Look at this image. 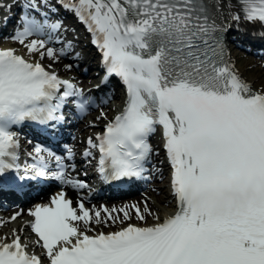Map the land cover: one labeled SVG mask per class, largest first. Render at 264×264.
<instances>
[{
  "label": "snow or ice",
  "instance_id": "snow-or-ice-1",
  "mask_svg": "<svg viewBox=\"0 0 264 264\" xmlns=\"http://www.w3.org/2000/svg\"><path fill=\"white\" fill-rule=\"evenodd\" d=\"M237 4L234 21L264 24V0ZM64 7L86 24L107 76L126 86L122 110L95 142L88 140L98 150L102 178H143L152 152L149 137L162 126L177 211L159 222L146 203L143 210L132 205L140 221L147 215L158 222L90 236L73 222L87 226L93 213L83 201L73 208L61 192L51 205L30 212V227L49 264H264V90L253 91L225 58L207 0H72ZM29 8L33 15L21 17L12 38L41 59L58 60L63 50L58 55L45 39L29 38L50 36L61 25L36 19L39 4ZM78 95L74 84L41 63L11 48L0 50V175L14 167L8 158L17 159L19 141L10 128L25 120H56L70 99L83 109L89 99ZM35 151L37 175L43 177L42 149ZM55 178L65 179L62 172ZM101 211L104 223L132 219L124 208H103L94 210L98 224ZM4 239L0 264H41L19 235L10 243Z\"/></svg>",
  "mask_w": 264,
  "mask_h": 264
},
{
  "label": "bare ground",
  "instance_id": "bare-ground-1",
  "mask_svg": "<svg viewBox=\"0 0 264 264\" xmlns=\"http://www.w3.org/2000/svg\"><path fill=\"white\" fill-rule=\"evenodd\" d=\"M213 1V5H215V9L214 11L217 14V19L222 23V26L224 29H228L229 26L230 29L231 28H235L234 26H237V29H232V32L234 33V36H239L240 34H244L246 36H254L252 35L253 30L252 28H254L253 26H251L250 23L240 20L239 22H236L233 20V15L239 14V5H237L236 0H212ZM61 5L60 10H62L63 13H66V9L64 7V5L67 4H71L72 0H61ZM73 13H75L74 10H72ZM234 22L235 24H231V22ZM251 27V28H248ZM27 42V41H26ZM9 44H13V42L9 43ZM23 46V45H22ZM22 49H17V52H21ZM57 63H59V61H56ZM249 64L250 63H243L241 65L235 66V71L243 78L245 79L247 82L250 83L251 87L256 90V91H262L264 90V69L263 68H259L258 66L256 68L253 69H249ZM160 187L162 186L161 184H157ZM160 191H163L164 196H155V192L154 194H151L150 192L149 195L151 196V201L149 202L151 206H153L154 208H158V206L163 205L166 206V209H169L172 205V203L170 202V197L167 194V191L165 189H160ZM133 200H137L138 201V197L134 198ZM164 214V211H160L157 213V215L161 217Z\"/></svg>",
  "mask_w": 264,
  "mask_h": 264
},
{
  "label": "rangeland",
  "instance_id": "rangeland-1",
  "mask_svg": "<svg viewBox=\"0 0 264 264\" xmlns=\"http://www.w3.org/2000/svg\"><path fill=\"white\" fill-rule=\"evenodd\" d=\"M250 66H251V68H253L256 65H254V64L251 63ZM151 194H154V193H151ZM155 196H156V194H155Z\"/></svg>",
  "mask_w": 264,
  "mask_h": 264
}]
</instances>
